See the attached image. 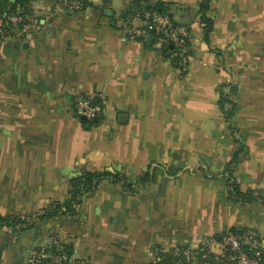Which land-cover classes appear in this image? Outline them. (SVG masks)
Listing matches in <instances>:
<instances>
[{
	"label": "crops",
	"instance_id": "0c3cea01",
	"mask_svg": "<svg viewBox=\"0 0 264 264\" xmlns=\"http://www.w3.org/2000/svg\"><path fill=\"white\" fill-rule=\"evenodd\" d=\"M161 1L188 25L184 71L152 39L126 38L129 0H90L71 14L59 0H33L41 30L0 36V215L64 201L70 178L85 170L136 181L156 167L135 193L104 181L76 219L53 217L18 233L0 228V264H28L32 248L54 239L71 246L73 260L149 264L158 250L197 247L232 227L260 236L264 264V201L238 199L228 181L264 198V0H211L210 43L202 0ZM238 50L242 66L233 63ZM221 91L237 106L230 122ZM78 96L105 98L90 127L76 111ZM236 138L244 151L226 170Z\"/></svg>",
	"mask_w": 264,
	"mask_h": 264
},
{
	"label": "built area",
	"instance_id": "2783aa9c",
	"mask_svg": "<svg viewBox=\"0 0 264 264\" xmlns=\"http://www.w3.org/2000/svg\"><path fill=\"white\" fill-rule=\"evenodd\" d=\"M132 1L129 0L128 4H132ZM152 1L141 0L140 6H133V14L124 22L125 36L128 39L141 41L150 38L154 41L156 48L162 52L168 45H171L172 48L168 51V57L170 59L179 58L181 69L185 70L189 58L187 42L190 34L186 28L175 26L167 15L144 7L145 4H150ZM32 2L29 4L28 12H22L19 9L9 16L8 24L1 31V39L8 40L10 36H20V38L27 39L41 30L40 21L33 10ZM83 4L81 0H59L60 10L70 14L84 10ZM105 103L103 96L97 98L78 96L75 100V107L79 116H86L88 121H92L103 116ZM219 239L213 236H204L197 247L176 246L173 249L176 253L183 254L191 264H204L199 260L200 254H202V259H205L209 253L226 256L228 261L235 264H261L263 259L262 240L256 232L252 230L241 233L227 231ZM52 243L58 245L63 242L54 239ZM27 261L28 264H69L71 259L69 260L61 247L58 249H46L44 247L32 248ZM81 264H91V262L82 260Z\"/></svg>",
	"mask_w": 264,
	"mask_h": 264
},
{
	"label": "trees",
	"instance_id": "16d2710c",
	"mask_svg": "<svg viewBox=\"0 0 264 264\" xmlns=\"http://www.w3.org/2000/svg\"><path fill=\"white\" fill-rule=\"evenodd\" d=\"M33 0H0V34L3 28L6 27L8 24V18L11 14L16 13L19 9L22 12L29 11V4ZM83 1L84 8L91 6L90 0H81ZM104 1V7L108 3V0ZM141 0H133L132 4H128L126 10L124 11L123 17L125 21L128 17L133 14V6L138 7L140 6ZM211 0H202L200 4L199 10V18L200 21L204 24L205 30V38L208 43H210V33L213 28V20L207 15V11L210 8ZM144 7L146 9H154L159 13L167 15L173 22L175 26H180L183 24L182 22L176 20L174 16L169 15L170 10L168 6L161 0H153L150 4H145ZM75 13V12H74ZM186 26V24H184ZM9 27V26H7ZM188 30V25L185 27ZM189 39L187 42L189 48ZM172 46L168 45L165 50V55L168 57V51L171 50ZM188 52V51H187ZM188 54V53H187ZM174 65L178 68H182L181 64H179V58H172L171 59ZM184 71L183 69H181ZM97 98V97H95ZM219 106L226 115L228 122H230L231 118L235 114L236 111V103L229 99L228 94L225 91H221L220 98H219ZM100 118H98V121ZM93 123V122H92ZM91 123V124H92ZM230 129L234 131V129L230 125ZM238 149L234 153L232 160L229 162L226 170H230L231 164L236 163L239 161L241 153L244 151V145L242 142L236 138L235 139ZM156 167L150 166L143 174L136 180L132 181L129 177L119 172L110 170V169H98V170H85L82 173L70 178L68 184V194L67 198L64 201H52L48 203L46 206L39 209L37 212L30 214V215H17V214H10L2 216L0 215V228L2 227H10L16 233L31 229L36 227L39 223L53 218V217H63L64 219H76L79 216V206L82 200L92 192H94L104 181H109L112 183H120L125 191L127 192H137L136 186L144 185L154 179V171ZM229 185L231 188V193L237 197L238 199H242L244 201H255V200H262L264 198L261 195H256L255 191L253 190H241L240 186L237 185L230 176L228 177ZM248 229L245 228H236L232 227L226 230L224 233L233 232V233H241ZM223 233V234H224ZM223 234L219 237L222 238ZM220 240V239H219ZM62 248V251L66 253L69 260L72 257V248L71 246L65 243H59L58 245L51 243L46 249L50 248ZM202 254H200L201 262L204 264H235L231 261L227 260L226 256H219L214 253H209V256L205 259H202ZM83 260V259H82ZM82 260L76 259L69 264H81ZM263 260V259H262ZM262 262V261H261ZM149 264H191L187 258L181 254L176 253L175 250L169 249L164 251L163 254H160L158 250L157 260L151 262Z\"/></svg>",
	"mask_w": 264,
	"mask_h": 264
},
{
	"label": "rangeland",
	"instance_id": "374dc122",
	"mask_svg": "<svg viewBox=\"0 0 264 264\" xmlns=\"http://www.w3.org/2000/svg\"><path fill=\"white\" fill-rule=\"evenodd\" d=\"M183 26V25H181ZM232 60V58H231ZM234 66H242L243 65V52L242 50H238L237 52H235L234 54V60H233ZM236 70V68H234ZM237 74H240L241 72L238 70H236ZM71 261H73V259H71Z\"/></svg>",
	"mask_w": 264,
	"mask_h": 264
},
{
	"label": "water",
	"instance_id": "95a60500",
	"mask_svg": "<svg viewBox=\"0 0 264 264\" xmlns=\"http://www.w3.org/2000/svg\"><path fill=\"white\" fill-rule=\"evenodd\" d=\"M107 13H110V11H107ZM169 15L173 16V12H170ZM146 42L150 43L151 42L150 38H148L146 40ZM120 118L124 120L125 119V115H121ZM80 120L87 123L86 124V127H90V124L92 122H97L98 121V119H94L92 121H88L87 118H86V116H83V115L80 116Z\"/></svg>",
	"mask_w": 264,
	"mask_h": 264
}]
</instances>
